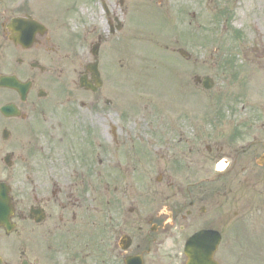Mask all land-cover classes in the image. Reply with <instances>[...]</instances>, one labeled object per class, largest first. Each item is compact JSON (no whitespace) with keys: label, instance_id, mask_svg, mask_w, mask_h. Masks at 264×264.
<instances>
[{"label":"flooded vegetation","instance_id":"obj_1","mask_svg":"<svg viewBox=\"0 0 264 264\" xmlns=\"http://www.w3.org/2000/svg\"><path fill=\"white\" fill-rule=\"evenodd\" d=\"M133 1L0 0V198L10 209L4 219L0 207V264H264V44L236 46L240 87L262 78L252 97L234 93L246 108L224 100L212 113L192 106L171 119L158 108L178 141L153 123L130 133L136 115L118 95L130 82L137 11H162L161 26L173 13L170 25L190 44L189 11ZM177 36L163 50L182 57ZM15 81L28 86L23 98ZM207 241L218 242L213 258Z\"/></svg>","mask_w":264,"mask_h":264},{"label":"rangeland","instance_id":"obj_2","mask_svg":"<svg viewBox=\"0 0 264 264\" xmlns=\"http://www.w3.org/2000/svg\"><path fill=\"white\" fill-rule=\"evenodd\" d=\"M131 2L134 3L133 0ZM172 2L169 3L170 8L173 9L178 5L181 6L182 13L190 12V44H187L186 37H184L186 35H182L181 30L178 34L176 31L175 33L183 43L179 45L180 48H186V45H189L191 60L190 63L184 61L185 64H179L174 60L175 57L167 55L161 49L165 44L171 43L175 37L171 35L173 27L170 25V22H174L173 13L167 14L165 20H168V24L162 25L161 33L159 27L153 24H161L159 17L163 15L162 11L152 8L149 4L150 9L137 11L140 12L141 20H137L135 24L132 23L130 28L131 73L130 82L125 85L124 92L121 91L123 79L121 78L118 82L122 93L120 97L118 95L119 107L129 108L131 110L126 113L136 115L135 118L126 121V123H130L127 128L130 133L134 132V123L141 125L153 123L154 128L156 127L161 132L164 139V134H170V131L164 132L169 128L166 127L165 122H161L162 119L158 117V114L156 115L159 112L158 108L169 112L166 115L167 119L173 118L171 113L176 114L181 109L187 108L190 110L192 106L206 108L208 112L212 113L213 109L226 107L225 101L240 108L242 98L240 96L241 99L236 101L234 93L236 92L237 96H244L247 91L252 97L253 92L251 91L255 88L251 82L262 84L260 75L252 74L249 79L246 78L247 84L244 80L246 88L240 87L241 84L234 79L236 75L234 66L235 61H238L237 48L235 47L238 42L251 45L256 41L257 43L261 41L264 44V0H239L237 4L236 0H172ZM214 14L220 17L217 22L212 21ZM132 17L137 18L136 13L132 14ZM254 27H259L257 32L260 34H255ZM235 32L242 34L241 41L234 38ZM115 59L118 58L115 57ZM224 60L229 62L222 64ZM112 68L111 65V72L108 73L111 76L109 84H111L113 75L118 76L117 68H113L114 73H112ZM205 76H210L214 80L215 86L204 94V90L201 87H195L193 81L196 77ZM190 84L193 86L191 87ZM122 95L126 96V102H122ZM257 98L259 99V97ZM108 108L109 106L104 103L100 104V109L109 110ZM151 113H155V115ZM131 115L128 117L132 118ZM106 119L107 116L102 115L100 110L99 140L103 145L107 142ZM186 127L188 129H184L183 138L190 139V128ZM143 128L149 129L144 126ZM204 131L205 128L201 127L199 134H203ZM176 133L174 131V135L170 134L171 137L167 139L178 141ZM183 144L179 148L184 147Z\"/></svg>","mask_w":264,"mask_h":264},{"label":"water","instance_id":"obj_3","mask_svg":"<svg viewBox=\"0 0 264 264\" xmlns=\"http://www.w3.org/2000/svg\"><path fill=\"white\" fill-rule=\"evenodd\" d=\"M211 86H212V81H211L210 79L206 78V79L204 80V87H205L206 89H210ZM205 244L207 245V250H206V252H209L210 255L213 256V253L215 252V247H216L217 243L209 242V243H205ZM186 250H187V249H186ZM186 252H187V251H186ZM190 252H191V251H190ZM194 261L197 262L196 259H194ZM201 261H204V260L201 259ZM203 263H206V260H205ZM211 264H213V263H211Z\"/></svg>","mask_w":264,"mask_h":264},{"label":"bare ground","instance_id":"obj_4","mask_svg":"<svg viewBox=\"0 0 264 264\" xmlns=\"http://www.w3.org/2000/svg\"><path fill=\"white\" fill-rule=\"evenodd\" d=\"M220 168H222V166H220Z\"/></svg>","mask_w":264,"mask_h":264}]
</instances>
